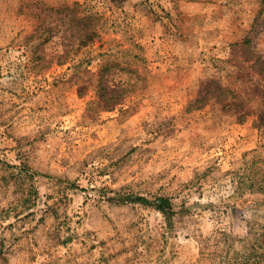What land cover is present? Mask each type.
I'll list each match as a JSON object with an SVG mask.
<instances>
[{"label": "rangeland", "instance_id": "obj_1", "mask_svg": "<svg viewBox=\"0 0 264 264\" xmlns=\"http://www.w3.org/2000/svg\"><path fill=\"white\" fill-rule=\"evenodd\" d=\"M100 75L136 91L100 112ZM263 236L264 0H0V264H243Z\"/></svg>", "mask_w": 264, "mask_h": 264}, {"label": "trees", "instance_id": "obj_2", "mask_svg": "<svg viewBox=\"0 0 264 264\" xmlns=\"http://www.w3.org/2000/svg\"><path fill=\"white\" fill-rule=\"evenodd\" d=\"M92 37L93 35L91 34L86 35L85 38L87 39L86 41L83 42V44L84 45L91 44L93 42ZM102 76L103 75L99 76V84L97 85V98L94 102V105H96L97 109H99L100 112L101 111L113 112L123 104L125 98L128 97V95L135 93L136 91L135 85L133 84L129 85L128 83L126 85L127 87L123 89L122 93H120L117 90V86L114 88H111L107 84L104 86V84H102L103 82H101ZM125 200L129 201L130 203H139L144 206H152L156 210L160 211L168 219L174 214V209L170 198L160 197L155 199L154 201H150L148 198L144 196L128 195L126 196ZM259 248L262 249V251H264V245H261ZM243 264H264V260L259 258L257 261H252V262L246 261Z\"/></svg>", "mask_w": 264, "mask_h": 264}]
</instances>
